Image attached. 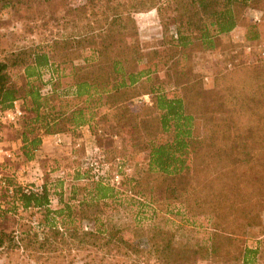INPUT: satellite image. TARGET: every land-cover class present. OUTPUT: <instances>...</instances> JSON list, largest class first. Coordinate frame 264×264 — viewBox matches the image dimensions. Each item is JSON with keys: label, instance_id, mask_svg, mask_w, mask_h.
I'll return each instance as SVG.
<instances>
[{"label": "trees", "instance_id": "16d2710c", "mask_svg": "<svg viewBox=\"0 0 264 264\" xmlns=\"http://www.w3.org/2000/svg\"><path fill=\"white\" fill-rule=\"evenodd\" d=\"M34 1L0 4L4 10ZM86 8L95 20L78 26V33L0 59V114L15 101L23 107L18 124L0 121V146L17 143V164L32 163L45 137L78 139L88 127L96 137L107 132L124 140L121 148H101L99 168L132 149L148 153L147 169L119 189L87 168L71 184L46 178L41 193L26 194L11 174L15 162L8 161L15 191L0 190V250L34 243L50 253L60 246L110 249L142 263L218 259L231 242L240 243L234 236L262 227L264 62L234 63L212 94L192 63L220 50L222 38L234 33L264 42V21L248 15L264 12V0H87L79 10ZM147 10L157 12L162 28L152 49L141 42L135 19ZM145 96L150 103L136 105ZM127 209L136 211V222L149 209L152 224L130 229L114 223ZM7 217L10 228L2 224ZM171 223L176 230L167 228ZM36 229L43 238L34 234L26 242L25 234ZM197 229L205 239H195ZM138 236L147 238V249L136 246ZM237 247L243 248L239 262L252 263L258 248Z\"/></svg>", "mask_w": 264, "mask_h": 264}, {"label": "rangeland", "instance_id": "374dc122", "mask_svg": "<svg viewBox=\"0 0 264 264\" xmlns=\"http://www.w3.org/2000/svg\"><path fill=\"white\" fill-rule=\"evenodd\" d=\"M86 2L87 0H48L44 3V0H35L30 2V6L27 3L25 4V2H21L15 8L4 10L1 7L2 4H0V59H5L22 48L50 43L78 33V26L91 24L93 19L95 20L90 8L83 9V11L79 10ZM114 4H117V2ZM104 10V5L100 4L98 12H101L102 15ZM83 12H86L85 16ZM78 14L82 17L84 16L83 22L77 21L79 18ZM248 15L253 20L259 16L264 21V12L251 9ZM135 19L141 42L146 48L152 49L156 47L162 38V28L157 12L155 10H147L136 14ZM99 26H102V23ZM94 27L98 26L95 25ZM243 39H245V36L240 32L225 36L222 38L220 50L202 53L193 59L192 69L200 77L205 90L209 94L217 92L219 77L231 70L234 63L252 65L264 62V60L259 59L260 44L247 41L253 46L252 50L249 51L246 44L242 43ZM142 100L150 103L149 96H145L136 100V105H139ZM20 107L23 110L21 104ZM101 129L104 131L103 128ZM80 133L81 137L78 139L61 136L45 137L42 149L37 151L35 160L32 163L17 164V160H15L19 147L17 143L12 145L11 148H5L15 153V158L10 160L12 163L15 162L16 171H11V174L14 175V180L20 187L35 184L43 185L46 178L52 181L61 179L65 181L66 185L71 184L78 171L83 173L85 169L89 168L88 164L90 161H95L100 157L102 149L121 148L124 144L123 138L107 132H102L100 137H96L88 127L82 128ZM4 134L12 136L16 133L4 130ZM147 163V152H132V149H128L127 152L119 155L112 163L102 165L99 173L104 175L105 183L110 185L112 183L111 179L118 174L121 177L120 184H115L111 187L119 189L121 182L124 180H126V185L129 186L131 179L141 176L147 169ZM7 194L12 196L9 193ZM51 205H56V198H53ZM135 212V210L129 209L122 210L116 216L118 219L114 223H125L130 229H135L134 225L141 229H147L154 219L149 209H146L147 218L140 219L137 222L135 221ZM261 221V228L249 230L246 235L239 234L234 236V238L240 240V243L233 241L227 247L225 246L227 249L220 251L222 256L220 255L218 259L208 261L197 259L194 262H189V264H242L238 260V255L243 248H238L237 245L249 249L258 248L257 256L250 264H264V211L261 214ZM2 224L8 228L12 225L9 217L2 220ZM176 225L177 223H171L167 225V228L176 230ZM87 229H89V226ZM37 231L38 233L35 230L27 232L25 234L26 237H24L26 242H33L34 234L39 239H42L43 235L39 230ZM197 231L195 239H205L203 230L197 229ZM18 232L20 233L21 231L19 230ZM130 235L133 237L131 233ZM181 240L183 243L186 242V238ZM135 244L141 249L148 248L147 238L143 236L135 237ZM20 247L13 250L1 249L0 264H161L154 258L150 259L148 263H142V261H137L134 257H125L110 249L89 247L78 250L73 248L65 249L60 246V250L50 253L39 251L34 243L31 244L30 249Z\"/></svg>", "mask_w": 264, "mask_h": 264}, {"label": "built area", "instance_id": "2783aa9c", "mask_svg": "<svg viewBox=\"0 0 264 264\" xmlns=\"http://www.w3.org/2000/svg\"><path fill=\"white\" fill-rule=\"evenodd\" d=\"M254 20L261 21V18L258 16ZM242 43L246 44V47H248L249 51L252 50L253 46L251 43H247V40L243 39ZM259 47H260L259 59L264 60V42H262ZM22 117H23V110H21L19 102L15 101L10 110L5 111L2 114H0V121L3 123L16 125L21 121ZM14 158H15V153L12 150L10 151L0 146V190H4L10 195L14 194L15 185H12L8 182L7 180L8 176L6 174V171L4 170L5 169L4 165L6 162L13 160ZM88 165L90 169L94 170V173L97 175V177L99 178L104 177V175H100L99 173L100 168L96 160L90 161ZM105 180L106 179H104V181ZM120 181H121V177L118 174H116L111 179V182H112L111 185L110 184L109 185L114 186L115 184H120ZM22 190L26 194L41 193L43 191V185L35 184L32 186H24L22 187Z\"/></svg>", "mask_w": 264, "mask_h": 264}]
</instances>
